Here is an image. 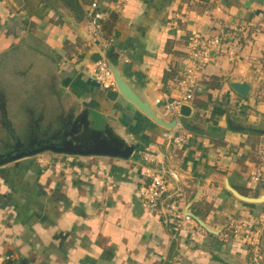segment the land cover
<instances>
[{
  "label": "crops",
  "instance_id": "0c3cea01",
  "mask_svg": "<svg viewBox=\"0 0 264 264\" xmlns=\"http://www.w3.org/2000/svg\"><path fill=\"white\" fill-rule=\"evenodd\" d=\"M93 1L76 0L72 9L66 0H0V84L12 68V88L27 89L23 98L59 104L64 143L135 153L46 151L0 160V257L11 256V264H258V254L264 264V229L256 248L221 242L209 230L176 233L166 215L139 198L150 181L144 168L151 166L168 179L164 202L189 206L210 230L264 211V202L243 201L227 186L264 197V184L250 181L264 135V0H97L109 12L105 32L116 41L107 52L87 32L85 12ZM192 32L221 36L228 47L213 50L200 73L187 104V122L198 131H188V144L177 149L164 126L122 94L110 99L92 72L98 60L109 59L159 114L155 99L176 96L174 80L189 56ZM38 64L52 93L43 101L35 93ZM236 82L249 85L247 96L232 87ZM148 148L161 163L143 161Z\"/></svg>",
  "mask_w": 264,
  "mask_h": 264
},
{
  "label": "built area",
  "instance_id": "2783aa9c",
  "mask_svg": "<svg viewBox=\"0 0 264 264\" xmlns=\"http://www.w3.org/2000/svg\"><path fill=\"white\" fill-rule=\"evenodd\" d=\"M85 19L87 21V32L92 43L101 47L105 52L112 50L115 47V37L107 35L104 28L105 22L109 19V12L104 10L99 2L95 0L87 8ZM236 43L238 42L236 41ZM227 44L218 35L205 38L199 32H192L189 36V56L183 59L184 68L174 80L176 96L169 98L166 95H161L155 99V104L161 108L162 116L168 121H175V127L166 129L164 133L169 146L183 149L188 144L190 133L181 124L183 116L182 106L189 104L194 99L200 73L210 61L211 52L219 50L225 53L227 52ZM230 55L233 58L232 52H230ZM92 76L97 86L103 91L118 89L115 75L106 58H101L95 63ZM254 154L258 160L254 172L250 175V181L255 184H264V135ZM142 159L146 164L161 163L159 154L150 148L142 153ZM40 161L43 162L42 159ZM144 175L150 181L143 182L139 189V198L150 211L166 215L174 224L176 233L188 228L197 234L207 233V229L199 223L189 206L184 210L177 201L164 202V196L169 187L164 171L145 166ZM173 176L177 178L176 175ZM263 229L264 211L254 220L245 218L232 219L218 233V239L224 243L240 241L246 243L247 246L256 248L259 246V232ZM11 258V256L0 257V264H5ZM255 262L259 264L258 254L255 255Z\"/></svg>",
  "mask_w": 264,
  "mask_h": 264
},
{
  "label": "flooded vegetation",
  "instance_id": "af4514ba",
  "mask_svg": "<svg viewBox=\"0 0 264 264\" xmlns=\"http://www.w3.org/2000/svg\"><path fill=\"white\" fill-rule=\"evenodd\" d=\"M10 90V89H9ZM13 90V94H18V91L15 88L11 89ZM0 103L1 105H6L7 103H12L13 110H14V119L16 122V129H19L20 132L22 130L26 131V137L25 138H19L23 137L22 134L15 133V136L17 137V140L13 141V144L7 143L5 146L0 145V160L1 161H8L16 156L21 155H29L33 153H43L46 151H51V149L59 148L65 141V127L64 125H60L59 127H49L48 129L45 128L41 131L39 125L37 124L36 120L41 119L42 120H48L46 118V114L44 112H41L40 117L36 116L37 110L36 105L32 103V101H29L27 98H19L16 97V99H13V95L10 96V98H4L0 97ZM27 106V107H26ZM24 107V108H22ZM48 113V112H47ZM19 119V120H18ZM27 119V125H21L20 120ZM51 122V121H50ZM46 126V124L44 125ZM23 127V128H22ZM18 130V131H19ZM18 144L15 146L14 144ZM3 144V141H2ZM2 147V148H1Z\"/></svg>",
  "mask_w": 264,
  "mask_h": 264
},
{
  "label": "water",
  "instance_id": "95a60500",
  "mask_svg": "<svg viewBox=\"0 0 264 264\" xmlns=\"http://www.w3.org/2000/svg\"><path fill=\"white\" fill-rule=\"evenodd\" d=\"M110 65V68L112 69L115 79L117 82L118 89L117 90H111L107 93V96L115 100L117 96L122 94L127 100L134 103L142 112L150 116L152 119H154L157 123L164 126L166 129H173L175 127V121H168L166 120L161 113L157 114L154 110H152L145 102H143L140 97L135 93V91L130 87V85L123 79V77L119 74V72L116 70L115 65L107 59ZM232 87L241 95L247 96L250 90L249 85L246 83H233ZM182 118H181V124L183 127L191 132H197L198 130L192 128L189 126L187 122V117L191 114V108L187 105L182 106ZM239 130L246 131L245 128H238ZM51 151L58 152V153H66V154H81V155H109V156H120L123 158H129L130 156L134 155L135 150L134 148H131L130 150L122 151L120 148L117 149H111L106 147L104 144L99 147H93L91 149H82L78 146L74 145L70 140H68L66 143L61 145L59 148L51 149ZM29 155H36V153L29 154ZM228 189L239 199L246 201V202H264L263 198H251L242 195L237 190L232 188L229 184L227 185ZM196 219L199 221L201 225H203L207 230L214 234H218L220 231H214L210 230V228L198 217Z\"/></svg>",
  "mask_w": 264,
  "mask_h": 264
},
{
  "label": "rangeland",
  "instance_id": "374dc122",
  "mask_svg": "<svg viewBox=\"0 0 264 264\" xmlns=\"http://www.w3.org/2000/svg\"><path fill=\"white\" fill-rule=\"evenodd\" d=\"M41 68L42 67L40 65L37 66L36 70H37L38 76H37V79L34 81L35 82V93H36V97H37L38 101H40V100L43 101L45 94L48 96L52 94L50 91H47V89L45 91V88H47L48 85L46 82H44L45 73L41 70ZM39 70H41V71H39ZM2 76L5 77V79H4L5 83L0 84V97H4V98L9 97L10 98V96L13 95V96H15L13 99H16V97L23 98L27 94V89H19L20 90L19 94H16V91H15V94H13L14 92L11 89H13L12 85H13V83H15L16 79H14L15 74L13 73L12 68H8L7 71H5L4 75H2ZM21 79H23V78H21ZM4 84L5 85L8 84L9 88L1 87V85H4ZM24 93H26V94L24 95ZM52 96L54 99L55 94L53 93ZM58 105L59 104H57V105L56 104L46 105L42 102H38V104L36 105V110H37L36 116H39V117H40L41 112H44V111L48 110L49 108H52V114L46 113L47 111L45 112L47 117H50L52 115L51 119H53V120H51V122L48 120H46V121L42 120L44 117H42L40 120L39 119L36 120L37 124L39 125L38 128H40L41 131L45 128H47V129L49 127H56L57 128L60 126L58 121H59V116L61 113V111H60L61 108H60V105L59 106ZM22 108H24V107H22ZM14 113L15 112L13 110L12 103H7L6 105H1V103H0V134L3 135V136H0V145L1 146H5L7 143L13 144V141L17 140V137L15 136L16 132L18 134H22V136L24 135L23 137H18V139L26 137L25 135H26L27 130H22L20 132L19 129H16V124L18 122L13 120L14 119L13 117L15 115ZM57 116H58V118H56ZM20 122H21V125H27V124H25V123H27V119L20 120ZM45 124H46V126H44ZM2 141H3V144H2ZM14 145L17 146L18 144L15 143Z\"/></svg>",
  "mask_w": 264,
  "mask_h": 264
},
{
  "label": "trees",
  "instance_id": "16d2710c",
  "mask_svg": "<svg viewBox=\"0 0 264 264\" xmlns=\"http://www.w3.org/2000/svg\"><path fill=\"white\" fill-rule=\"evenodd\" d=\"M73 2H76V0H66V3H67V5H69L72 9L74 8V4H73ZM104 28H105V26H104ZM5 264H11V262L10 261H7Z\"/></svg>",
  "mask_w": 264,
  "mask_h": 264
}]
</instances>
